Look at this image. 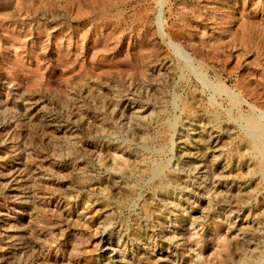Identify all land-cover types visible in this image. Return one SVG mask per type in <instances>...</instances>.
Here are the masks:
<instances>
[{
    "label": "rangeland",
    "instance_id": "rangeland-1",
    "mask_svg": "<svg viewBox=\"0 0 264 264\" xmlns=\"http://www.w3.org/2000/svg\"><path fill=\"white\" fill-rule=\"evenodd\" d=\"M255 116L264 0H0V264H264Z\"/></svg>",
    "mask_w": 264,
    "mask_h": 264
},
{
    "label": "bare ground",
    "instance_id": "bare-ground-1",
    "mask_svg": "<svg viewBox=\"0 0 264 264\" xmlns=\"http://www.w3.org/2000/svg\"><path fill=\"white\" fill-rule=\"evenodd\" d=\"M160 7V6H159ZM161 7H162V5H161ZM162 12V11H161ZM159 17V16H158ZM167 44V43H166ZM172 46V45H171ZM175 49V48H174ZM176 51L178 52V53H181L180 55H181V57L184 59V60H186L185 58H184V56H183V54H182V50L180 51V50H177L176 49ZM214 89V88H213ZM220 91V90H219ZM237 97V96H236ZM236 97L233 95V96H231V99H230V105H235L236 104V102H237V100H236ZM232 107V106H231ZM210 117V116H209ZM242 118V117H241ZM211 119H216V118H211ZM210 119V120H211ZM246 120V125H248L250 128L251 127H254V128H257L256 130H257V133H260L261 135H264V126L263 125H261V123L259 122V119H258V116H255V117H248V118H246L245 119ZM209 121V120H208ZM245 122V121H244ZM249 128V129H250ZM253 132V131H252ZM254 133V132H253ZM252 137V136H251ZM248 138V137H247ZM256 138V137H255ZM257 139V138H256ZM262 141V140H261ZM205 144V143H204ZM248 146H249V148H251V150H252V152L255 154V156H257V158L258 159H260V160H264V144H263V142H260V141H256V140H253L252 138L251 139H249L248 140ZM199 148V147H198ZM201 148V147H200ZM190 149H192L191 148V146H189L188 144H187V146L185 147V150L180 154L181 155V157L183 158V159H196L197 160V158L198 157H200V152H198V151H192V150H190ZM202 155V154H201ZM255 158V157H254ZM257 159V160H258ZM258 162V161H257ZM261 162V161H260ZM264 162V161H263ZM263 166V165H262ZM260 168V167H259ZM156 170V169H155ZM239 174V173H238ZM229 183H232V185L234 186L235 184H234V182L231 180H229V182H228V184ZM232 187V186H231ZM157 191V190H156ZM240 191V190H239ZM237 194V193H236ZM243 195V194H242ZM235 199H236V197L235 196H233V197H230V198H228V205H236V203H234V201H235ZM227 205V206H228ZM235 208V207H234ZM104 233H105V231H103ZM235 232V231H234ZM224 234V233H223ZM237 234L238 233H236L235 235H232V236H226V237H224L222 234H214L215 235V241L217 242V244H218V246L220 247V249L222 250V251H225L226 250V245L231 241V240H234V239H236V237H237ZM103 235V233H101L100 234V237ZM162 241L163 242H167V243H169V241L167 240V239H162ZM139 248H144L143 247V245H140V246H138ZM166 249V251H167V248H165ZM199 255L198 256H196L195 257V261H197L199 258ZM198 262V261H197ZM199 264H201V263H199Z\"/></svg>",
    "mask_w": 264,
    "mask_h": 264
}]
</instances>
